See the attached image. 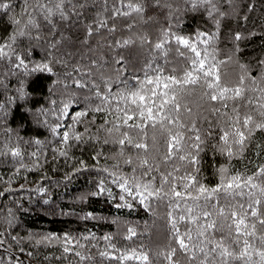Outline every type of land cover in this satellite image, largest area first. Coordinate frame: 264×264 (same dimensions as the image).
Instances as JSON below:
<instances>
[{
	"label": "trees",
	"instance_id": "obj_1",
	"mask_svg": "<svg viewBox=\"0 0 264 264\" xmlns=\"http://www.w3.org/2000/svg\"><path fill=\"white\" fill-rule=\"evenodd\" d=\"M0 2L10 3L13 9L12 12L0 9V43H3L13 34L16 25L10 17L20 18L23 0ZM132 2L142 3L144 12L112 18L110 9L118 6V0H108L109 11H105L103 0H88V6L79 9V18L75 14L67 21L54 17V31L41 18L39 32L32 30L31 34L39 35L40 39L18 37L13 46L15 54L10 59L0 58V264H121L100 253L118 255L116 249L131 248L148 252L153 264H168L160 254L169 251L170 246L176 247L168 223L170 209L166 201L154 200L147 209L139 203V198L133 199L119 187L117 177L132 175L140 150L126 143L124 156L119 155L121 146L114 142L119 133L109 135L107 131L122 123L116 120V101L113 99L106 106L108 111H92L100 103L95 96L97 88L107 94V87H111L115 93L125 87L123 81L132 83L133 77L142 79L148 65L153 69L163 68L165 74L175 68V74L180 75L195 54L178 43L176 36L189 40L202 56L211 53L217 61H227L221 65V76L229 86L238 83L242 74H247L245 87L250 86L247 77H255L260 83L259 78L264 75V63H261L264 61V0H233L232 4L213 0L219 11L211 15L210 6L200 4L199 0ZM98 14L108 18V27L99 31L94 28L88 36L86 25L93 24ZM113 26L115 30L110 31ZM165 32L170 43L158 50L155 45L163 42ZM237 34L239 40L235 39ZM54 40L60 42L52 49L49 45ZM125 40L132 43L125 46L122 44ZM16 55L24 58L27 68L15 66ZM45 63L52 72L32 71ZM240 65L245 67L242 69ZM149 74L154 73L149 70ZM77 80L87 87H76ZM259 95L251 90L245 93L253 105ZM198 99L199 90L181 103L186 102L197 113L196 126L202 138L208 131L212 132L199 156L202 182L214 186L217 169L225 164L230 166V171L247 175L264 166V131L254 134L243 157L228 161L213 147L219 138V127L227 117L214 114L207 103L198 108ZM233 103L240 106L241 112L253 107H245L246 101H228V108H221V112H230ZM65 105H68L67 113L63 111ZM215 106L220 107L218 103ZM81 111L87 115L74 121L73 116ZM181 114L185 118L183 107ZM125 130L129 129H121ZM65 131L69 132L67 144L62 139ZM73 131L83 134L81 141L72 138ZM129 131L135 135V130ZM146 131L151 145V130ZM184 131L186 137L192 135ZM106 139L109 143L104 142ZM158 139L159 153L153 155L159 171L153 170L142 179L148 182L155 177L157 186L161 173L180 176L190 170L186 161L165 163V137ZM17 149L20 155L12 156L11 152ZM62 151L66 152L65 156L60 155ZM129 155L133 157L131 166L124 162ZM173 164L180 168L179 172H174ZM142 171L136 167L137 176ZM180 227L183 231L185 226ZM129 228L136 232L132 239L126 238ZM261 233L264 226L258 224L257 235ZM65 236L71 244L65 243ZM105 236L110 239L105 240ZM249 239L260 247L258 240ZM65 247L70 250L65 252ZM174 259L188 264L179 250Z\"/></svg>",
	"mask_w": 264,
	"mask_h": 264
},
{
	"label": "snow or ice",
	"instance_id": "obj_2",
	"mask_svg": "<svg viewBox=\"0 0 264 264\" xmlns=\"http://www.w3.org/2000/svg\"><path fill=\"white\" fill-rule=\"evenodd\" d=\"M103 2L105 11H109L108 0ZM225 2L232 4L233 0H225ZM199 3L210 6V15L212 12L219 11L213 0H199ZM69 5L70 7H67ZM87 6L88 0H83V3L79 4L73 3V0H23L18 14L20 18H17V15L10 17L16 27L7 41L0 43V58L10 59L11 55L15 54L13 46L18 37L40 39L39 35L32 37L31 34L32 30L39 32L41 18L54 31L56 28L53 23L54 17L59 16L60 20L67 21L71 14H75L79 18L81 15L79 9ZM0 9L6 12L13 11L11 4L4 2H0ZM110 11L112 18H117L122 15L128 16L132 12L143 13L144 7L142 3H134L132 0H118V6H113ZM106 27H108V18L98 14L93 24L86 25L87 35L91 36L94 28L99 31ZM109 30L114 31V26ZM175 38L178 43L195 54L188 66L181 70L180 75L175 74V68L165 74L163 68L153 69L151 65H148L142 79L133 77L132 83L123 81L125 87L118 89L115 93L112 92L111 87H107V94H102L98 88L95 92L100 103L91 108L94 112L108 111L106 106L111 104L113 99L116 101V120L122 123L114 124L113 128L107 131L109 135L114 132L119 133L114 137V142L121 146L119 155L124 156L123 146L126 143L131 148L140 150L135 157L138 162L136 167L143 171L137 176L136 167H133L130 177L118 176L119 187L133 199L139 198V203L147 209L152 207L153 200L166 201L170 209L168 223L171 239L176 245V247L170 246L169 251L160 254L164 256L168 264H180L178 259H174L177 250L187 258L188 264L197 261L198 264H264V233L257 235V225L264 226V166H259L257 171L247 175L232 172L230 166L225 164L217 169V183L214 186L203 183L200 177L199 156L204 150L202 146L206 143L207 136H211L212 132L208 131L202 138L200 129L196 126L197 113H194L186 102L183 105L181 103L186 96H191L199 90V99L196 102L198 108L207 103L214 114L218 113L221 117H227L219 127V138L213 146L215 151L226 157L228 161L243 157L254 134L257 131H264V102H262L264 101V75L259 78L260 83L255 77H247L250 79V86L245 87L247 74H242L239 76L238 83L229 86L222 81L221 76V65L227 61H217L211 53L202 56L189 40L180 36ZM240 38L239 34L235 37L236 40ZM59 42L54 40L49 47L55 49ZM130 43H132L131 40L122 42L125 46ZM166 43H170L167 32L163 35V42H158L155 48L163 49ZM68 55L70 56L71 53ZM16 59L18 60L15 65L17 68L20 66L27 68L22 56L16 55ZM61 62L66 63V61ZM117 63H120V60H117ZM240 67L243 69L245 66L240 65ZM149 70L154 74H149ZM32 71L52 72V68L45 63L37 65ZM74 83L76 87H87L78 80ZM249 90L260 93L255 105L253 100L245 96ZM237 100L246 101L245 107H253L241 112L240 106L233 103L230 112H221V108H228V101ZM216 103L220 107H216ZM182 107L186 114L183 119ZM67 109L68 105H65L63 111L67 113ZM253 110L256 115H253ZM85 115H87L86 111L77 112L73 120L78 122L77 118ZM124 127L135 130V135L133 131H121ZM146 129L151 130V145L148 142L149 133ZM184 130L192 135L186 137ZM82 135L72 132V138L77 142L81 141ZM160 136L165 137L166 145L163 161L165 163L177 159L186 161L190 170L184 171L180 176L174 175L173 172L161 173L160 183L157 186L154 183L155 177L148 182H142V179L150 175L153 170L159 171V165L155 163L153 153H159L158 138ZM62 139L65 144L68 143V131L63 133ZM104 142L109 143L107 139ZM11 154L15 157L19 156L20 152L17 149ZM60 155L65 156L66 152L62 151ZM124 162L131 166L133 157L131 155L125 157ZM116 167L119 165L117 164ZM173 170L179 172L180 168L173 164ZM112 175L116 174L112 173ZM120 199L123 200L124 197L121 196ZM127 206L132 205L127 204ZM181 224L185 226L183 231H181ZM128 233L127 239H132L136 235L133 228H129ZM249 238L258 240L260 247L254 246ZM45 239L49 238L45 237ZM104 239L108 240L110 237L105 236ZM64 241L67 244L72 243L67 236L64 237ZM69 250L68 247L64 248L65 252ZM116 252L118 255H112L107 251L101 252L100 255L111 260H118L121 264L127 261L153 264L148 252L137 248L126 251L116 249ZM76 254L80 255V253Z\"/></svg>",
	"mask_w": 264,
	"mask_h": 264
}]
</instances>
